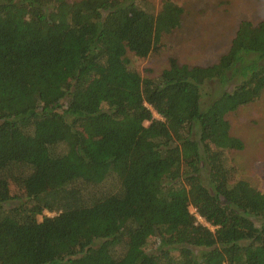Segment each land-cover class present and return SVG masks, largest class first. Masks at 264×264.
Wrapping results in <instances>:
<instances>
[{
	"label": "trees",
	"instance_id": "trees-1",
	"mask_svg": "<svg viewBox=\"0 0 264 264\" xmlns=\"http://www.w3.org/2000/svg\"><path fill=\"white\" fill-rule=\"evenodd\" d=\"M182 14L0 0V264H264V190L225 159L244 146L226 115L264 88V18L211 64L141 76L128 54L156 52Z\"/></svg>",
	"mask_w": 264,
	"mask_h": 264
},
{
	"label": "rangeland",
	"instance_id": "rangeland-1",
	"mask_svg": "<svg viewBox=\"0 0 264 264\" xmlns=\"http://www.w3.org/2000/svg\"><path fill=\"white\" fill-rule=\"evenodd\" d=\"M149 1L158 10L162 0ZM174 1L183 8L180 26L165 34L158 50L147 57L128 54L141 76L159 74L171 57L188 65L211 64L227 51L240 21L258 23L264 18V0ZM205 88L203 101L207 103L216 85ZM226 118L230 133L240 137L244 144L241 150L225 151L226 163L233 168L232 179H245L264 190V88L257 99L228 113ZM155 241L151 236L146 249H151Z\"/></svg>",
	"mask_w": 264,
	"mask_h": 264
},
{
	"label": "built area",
	"instance_id": "built-area-1",
	"mask_svg": "<svg viewBox=\"0 0 264 264\" xmlns=\"http://www.w3.org/2000/svg\"><path fill=\"white\" fill-rule=\"evenodd\" d=\"M191 212L196 216V218H197V221H199V222H201V223H203V224H205V225H207V226H209L199 215H198V213L195 211V209H193V208H191ZM44 214H46V215H48V214H50V212H48V211H44Z\"/></svg>",
	"mask_w": 264,
	"mask_h": 264
}]
</instances>
